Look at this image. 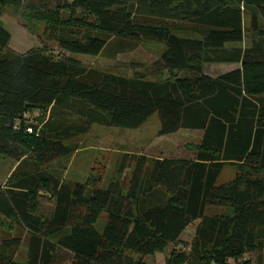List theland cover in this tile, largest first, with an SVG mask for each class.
<instances>
[{
  "label": "trees",
  "instance_id": "16d2710c",
  "mask_svg": "<svg viewBox=\"0 0 264 264\" xmlns=\"http://www.w3.org/2000/svg\"><path fill=\"white\" fill-rule=\"evenodd\" d=\"M6 6L50 25L67 16L68 31L56 38L64 54L97 57L104 36L164 47L154 64L161 78L148 80L42 48L13 53L0 27V156L19 162L0 182V218L26 232L25 264H141L196 222L189 252L169 264H262L264 0H0V11ZM166 23L202 32L180 37ZM247 33L251 44L242 47ZM207 64L240 69L210 76ZM33 111L49 113L39 129L25 121ZM154 115L159 136L200 132V144L193 159L160 158L150 168L138 158L127 198L112 184H67L45 169L71 155L66 142L93 125L136 130ZM227 166L234 177L220 182ZM0 242V264H19L21 238L4 232Z\"/></svg>",
  "mask_w": 264,
  "mask_h": 264
},
{
  "label": "rangeland",
  "instance_id": "374dc122",
  "mask_svg": "<svg viewBox=\"0 0 264 264\" xmlns=\"http://www.w3.org/2000/svg\"><path fill=\"white\" fill-rule=\"evenodd\" d=\"M68 17L61 15L54 25L35 20L28 11L12 6H6L0 11V27L10 34L7 49L13 53L25 55L32 50L43 49L47 53L60 57L61 55L73 57L87 68L102 70L114 75L133 77L142 74L148 80H158L161 75L156 72L155 62L159 60L164 47L157 43H129L108 36L105 49L97 57L85 55L64 54L58 48L56 38L67 33L63 27ZM172 31L180 37H198L202 29L187 23H166ZM70 27H75L74 32L85 35L86 31L79 29L73 21ZM94 32V31H93ZM95 35V33H93ZM251 44V36L247 33L242 47ZM226 65L207 64L203 66L205 75L217 76L227 70ZM49 113L33 111L24 116L28 125L37 126L39 129L42 121L48 118ZM32 128V127H28ZM160 124L156 115L152 116L142 127L136 130L102 127L93 125L85 135L74 137L66 142L72 149L71 155L60 158L45 169L56 175L67 184H94L101 188L113 185L115 193H120L122 198L128 197L129 183L134 164L140 157H145L148 167L160 158L193 159L200 144L201 133L181 130L169 136H159ZM9 158L0 156V182L5 184L9 176L18 166ZM230 167H225L220 176V182L230 172ZM156 198V191H153ZM50 208L48 202L43 204ZM213 208L207 210L212 212ZM106 221L102 214L97 229L100 231ZM196 224L188 226L180 237V242L167 244L163 251L148 255L142 259L141 264H169L170 257L176 252H189L195 232ZM10 233L13 237H20L21 246L15 256V262L25 264L28 254V236L25 231L16 227L12 220L0 218V235ZM1 244V242H0ZM139 260L138 256H132ZM248 256L245 257L247 259ZM230 262H233L230 260Z\"/></svg>",
  "mask_w": 264,
  "mask_h": 264
},
{
  "label": "crops",
  "instance_id": "0c3cea01",
  "mask_svg": "<svg viewBox=\"0 0 264 264\" xmlns=\"http://www.w3.org/2000/svg\"><path fill=\"white\" fill-rule=\"evenodd\" d=\"M246 27H247V24H246ZM219 65H221V66L226 65L228 67V69L224 71L225 73L236 70V69H240V64H219ZM222 74H224V73H222ZM217 76H219V75H217ZM230 168H231L230 172L228 173V175L223 180L224 182L230 181L234 177L235 169L233 167H230ZM224 169H223V171H224ZM195 224H197V222ZM262 257H264V253H262ZM262 264H264V262H262Z\"/></svg>",
  "mask_w": 264,
  "mask_h": 264
},
{
  "label": "built area",
  "instance_id": "2783aa9c",
  "mask_svg": "<svg viewBox=\"0 0 264 264\" xmlns=\"http://www.w3.org/2000/svg\"><path fill=\"white\" fill-rule=\"evenodd\" d=\"M29 132H31V130H29Z\"/></svg>",
  "mask_w": 264,
  "mask_h": 264
}]
</instances>
